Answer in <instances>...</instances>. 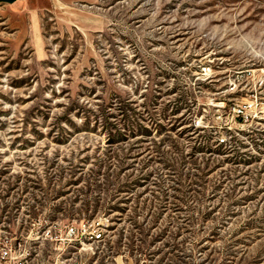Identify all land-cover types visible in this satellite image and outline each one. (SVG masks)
<instances>
[{
	"label": "rangeland",
	"instance_id": "374dc122",
	"mask_svg": "<svg viewBox=\"0 0 264 264\" xmlns=\"http://www.w3.org/2000/svg\"><path fill=\"white\" fill-rule=\"evenodd\" d=\"M6 244L264 264V0H0Z\"/></svg>",
	"mask_w": 264,
	"mask_h": 264
},
{
	"label": "built area",
	"instance_id": "2783aa9c",
	"mask_svg": "<svg viewBox=\"0 0 264 264\" xmlns=\"http://www.w3.org/2000/svg\"><path fill=\"white\" fill-rule=\"evenodd\" d=\"M71 231H74L75 228L70 227ZM102 236L101 232H96L95 237L100 239ZM17 256L12 255L11 248L8 245L0 246V264H20V260H16Z\"/></svg>",
	"mask_w": 264,
	"mask_h": 264
},
{
	"label": "water",
	"instance_id": "95a60500",
	"mask_svg": "<svg viewBox=\"0 0 264 264\" xmlns=\"http://www.w3.org/2000/svg\"><path fill=\"white\" fill-rule=\"evenodd\" d=\"M5 1L13 2V1H15V0H5Z\"/></svg>",
	"mask_w": 264,
	"mask_h": 264
}]
</instances>
